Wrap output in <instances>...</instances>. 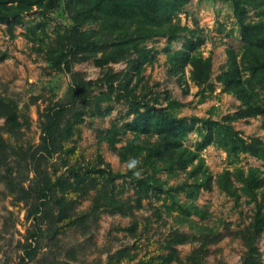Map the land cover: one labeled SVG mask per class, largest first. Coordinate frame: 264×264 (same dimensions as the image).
Segmentation results:
<instances>
[{
	"label": "trees",
	"instance_id": "16d2710c",
	"mask_svg": "<svg viewBox=\"0 0 264 264\" xmlns=\"http://www.w3.org/2000/svg\"><path fill=\"white\" fill-rule=\"evenodd\" d=\"M187 1L0 0V23L10 32L13 25L20 23L23 13L32 7L44 17L61 3L70 20V25L55 29L42 48V56L53 70L69 72V99L46 103L37 111L40 134L29 155L35 161L31 167V182L27 185L12 173L14 169L9 161L16 150L24 152L20 129L27 121L20 120L16 101L0 94V180L7 195L17 201L29 200L26 217L49 216L52 223H59L57 228L82 226V229H86L89 220H95L99 212L128 214L133 207L141 205V199L159 193H164L162 203L168 201L166 209L175 210L180 219H187L191 214L201 216L203 210L193 202L200 189H209L214 182L226 194L235 196L234 182H238L240 191L253 204L248 222L236 231L244 246L239 264H264L255 245L264 228V175H260L255 166L223 169L214 175L199 153L213 143L228 157L247 153L264 164V140L257 135L244 137L231 124L237 118L264 112V0H229L241 49L236 52L232 47L226 48L225 63L214 79L223 91L234 95L240 103L233 112L222 114L219 119L178 115L172 110L179 105L176 99L167 98L166 103L161 104L156 93L148 95L150 85L142 82L137 88L144 63L153 59L145 41L153 36H164L167 73L181 79L188 65L190 81L200 86L202 92L213 89L210 56L196 51L202 42L201 35L176 20ZM249 8L256 9L255 20L248 18ZM36 26L42 31L44 21L40 20ZM30 31L37 35L34 30ZM180 34H183L182 45L169 50L170 42ZM87 59L101 67L95 79H86L81 71L71 68L74 62ZM117 61H124L125 66L112 70L106 65ZM111 100H122L127 106L125 114L131 116L121 124L111 122L109 126L95 128L94 156L84 157V150L78 143L83 114L103 116L109 111L107 103ZM198 122L199 137L190 147L183 139ZM126 131L132 136L115 146L120 134ZM101 141L124 163L122 169L111 168L103 159L98 151ZM54 154L60 162L59 167L65 166L58 173L54 168L41 167V162ZM160 171L169 176L182 173L183 177L164 186V181L157 176ZM117 178L131 181L130 197L117 196ZM180 192L183 200L177 198ZM83 197H89V205L83 211H75L77 200ZM49 203L53 210L46 207ZM128 228L132 231L134 224ZM36 235L34 229L24 236L21 254L14 264H27L32 258ZM189 237L186 232L175 229L160 242L161 251L143 252L134 263H122L135 255L122 247L108 253L105 264H202L204 237H198L200 243L191 248L184 260L176 254L174 244Z\"/></svg>",
	"mask_w": 264,
	"mask_h": 264
},
{
	"label": "rangeland",
	"instance_id": "374dc122",
	"mask_svg": "<svg viewBox=\"0 0 264 264\" xmlns=\"http://www.w3.org/2000/svg\"><path fill=\"white\" fill-rule=\"evenodd\" d=\"M255 8L248 9V18L255 20ZM44 21L41 31L36 23ZM176 20L194 29L201 35L202 42L196 51L203 56L209 55L211 59L210 79L213 89L200 90L188 79V65L184 68L181 79L167 73L166 68V40L164 36H153L145 41V45L153 53V59L146 62L141 70V78L137 88L142 82L150 85L148 95L156 93L158 103L165 104L167 98L176 99L179 105L172 108L178 115L195 114L219 119L222 114L233 112L239 105L234 95L223 91L221 84L214 79L224 65L226 48L232 47L236 52L241 49V40L238 26L232 14V5L229 0H188ZM70 25V20L62 8V4L50 10L46 16L32 7L22 15L20 23L11 28V32L0 23V94L11 97L19 108L21 121H27L21 127L20 140L24 152L12 153L10 165L16 178L20 176L23 184L27 185L32 178V165L34 159L30 152L39 141L40 130L37 121V111L46 103L55 101L65 102L69 99L68 84L69 72L53 70L43 58L42 48L49 41L52 32L62 26ZM36 32V36L30 31ZM188 35V32H185ZM183 34H180L169 45L173 50L182 45ZM112 70L125 66L124 61L107 62ZM72 69L81 71L84 78L95 79L100 75L101 67L95 65L91 59L74 62ZM97 91V88H93ZM102 89H105L103 86ZM204 93V95H202ZM109 111L103 116L90 117L83 114V124L78 143L84 150V157H93L96 148L97 127L109 126L111 122L121 124L130 118L126 115L127 106L122 100H111L107 103ZM106 105V104H103ZM1 123V119H0ZM234 128L244 137L257 135L264 140V112L253 116L241 117L231 121ZM183 139V143L192 147L198 139V126L196 123ZM132 136L126 131L120 134V140L115 146ZM103 159L111 168L122 169L124 163L119 161L116 153L101 141L98 150ZM200 156L207 169L216 174L223 169L232 170L234 167H258L260 175H264L263 162L247 153H239L236 158L228 157L225 151L213 143L207 144L200 151ZM54 154L41 162L46 170L54 168L55 173L64 169ZM164 186L179 181L183 174L169 176L165 171L157 173ZM115 191L118 197L132 195L131 181L127 178L115 179ZM237 195H228L216 183L209 189H200L193 200L203 210L201 216L191 214L187 219H180L175 210H168L162 203L164 193L141 199L139 207H133L128 214L118 212H99L95 220L88 222L86 229L82 226H67L57 228L58 222L51 221L49 216L37 219L28 216L26 212L29 200H15L6 194V189L0 180V264H14L21 254V244L30 231L36 230L34 245L36 250L27 264H60L63 261L69 264H105L107 254L116 249L126 247L128 253H135L132 260L126 258L122 263L134 261L143 253L161 251L159 247L162 239L173 230L186 232L189 239L174 244L177 256L184 260L192 247L198 245V237H204L206 244L202 256V264H239L240 256L244 250L241 239L236 231L249 220L252 201L238 188L239 183L234 182ZM177 198L183 200V193H177ZM133 203V201L131 200ZM89 197L77 200L75 211H83L89 205ZM49 203L46 207L53 210ZM55 209V208H54ZM38 215V213L36 214ZM134 224L132 231L128 228ZM264 261V228L255 241ZM163 252L165 249L162 250Z\"/></svg>",
	"mask_w": 264,
	"mask_h": 264
},
{
	"label": "clouds",
	"instance_id": "9594fccd",
	"mask_svg": "<svg viewBox=\"0 0 264 264\" xmlns=\"http://www.w3.org/2000/svg\"><path fill=\"white\" fill-rule=\"evenodd\" d=\"M133 163H135V161ZM137 175H138V173H137Z\"/></svg>",
	"mask_w": 264,
	"mask_h": 264
}]
</instances>
